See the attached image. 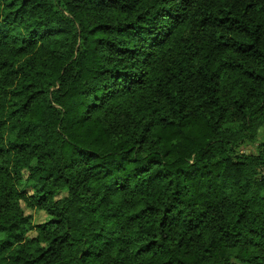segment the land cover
I'll return each mask as SVG.
<instances>
[{
	"label": "trees",
	"instance_id": "16d2710c",
	"mask_svg": "<svg viewBox=\"0 0 264 264\" xmlns=\"http://www.w3.org/2000/svg\"><path fill=\"white\" fill-rule=\"evenodd\" d=\"M0 264H264V0H0Z\"/></svg>",
	"mask_w": 264,
	"mask_h": 264
},
{
	"label": "rangeland",
	"instance_id": "374dc122",
	"mask_svg": "<svg viewBox=\"0 0 264 264\" xmlns=\"http://www.w3.org/2000/svg\"><path fill=\"white\" fill-rule=\"evenodd\" d=\"M25 206V204H24ZM25 211L27 214H32L33 217V221L37 222V221H41L42 219H44L46 217L45 213L43 211H37L31 208H27L25 207Z\"/></svg>",
	"mask_w": 264,
	"mask_h": 264
}]
</instances>
